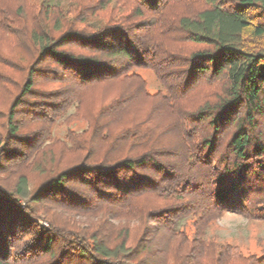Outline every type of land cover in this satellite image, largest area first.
<instances>
[{
	"label": "trees",
	"instance_id": "1",
	"mask_svg": "<svg viewBox=\"0 0 264 264\" xmlns=\"http://www.w3.org/2000/svg\"><path fill=\"white\" fill-rule=\"evenodd\" d=\"M226 213L264 220V0H0V264H264Z\"/></svg>",
	"mask_w": 264,
	"mask_h": 264
},
{
	"label": "rangeland",
	"instance_id": "2",
	"mask_svg": "<svg viewBox=\"0 0 264 264\" xmlns=\"http://www.w3.org/2000/svg\"><path fill=\"white\" fill-rule=\"evenodd\" d=\"M140 73L147 80L152 92L159 90L160 84L151 70L143 69L140 70ZM73 112L74 109H71L67 115H64L56 122L54 136L63 138L70 129L80 131L84 128L83 123L75 124L74 122L69 123L65 120ZM41 224L45 227L48 226L43 221H41ZM207 235L238 245L254 253L261 254L262 251L264 252V220H256L234 213H226L220 220L218 219V221L208 227Z\"/></svg>",
	"mask_w": 264,
	"mask_h": 264
}]
</instances>
